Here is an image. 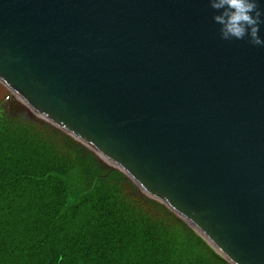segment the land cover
<instances>
[{"label": "water", "instance_id": "water-1", "mask_svg": "<svg viewBox=\"0 0 264 264\" xmlns=\"http://www.w3.org/2000/svg\"><path fill=\"white\" fill-rule=\"evenodd\" d=\"M213 15L208 0H0V103L83 145L228 264H264V47L221 40Z\"/></svg>", "mask_w": 264, "mask_h": 264}, {"label": "trees", "instance_id": "trees-1", "mask_svg": "<svg viewBox=\"0 0 264 264\" xmlns=\"http://www.w3.org/2000/svg\"><path fill=\"white\" fill-rule=\"evenodd\" d=\"M0 264H228L166 206L11 95L0 103Z\"/></svg>", "mask_w": 264, "mask_h": 264}, {"label": "clouds", "instance_id": "clouds-1", "mask_svg": "<svg viewBox=\"0 0 264 264\" xmlns=\"http://www.w3.org/2000/svg\"><path fill=\"white\" fill-rule=\"evenodd\" d=\"M218 25L219 38L223 41H242L254 47H264L261 26L264 25V10L260 0H208Z\"/></svg>", "mask_w": 264, "mask_h": 264}]
</instances>
